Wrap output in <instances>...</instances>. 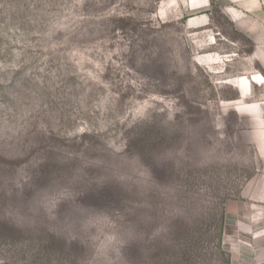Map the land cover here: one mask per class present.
<instances>
[{"label":"rangeland","instance_id":"374dc122","mask_svg":"<svg viewBox=\"0 0 264 264\" xmlns=\"http://www.w3.org/2000/svg\"><path fill=\"white\" fill-rule=\"evenodd\" d=\"M255 1L0 0V264H264Z\"/></svg>","mask_w":264,"mask_h":264},{"label":"crops","instance_id":"0c3cea01","mask_svg":"<svg viewBox=\"0 0 264 264\" xmlns=\"http://www.w3.org/2000/svg\"><path fill=\"white\" fill-rule=\"evenodd\" d=\"M240 1H243V3H240V4H242V8H244V9H251L252 8V6H254V4L256 3V1L255 0H252V1H250V4H247L246 2H245V0H239V2ZM257 52H260V50L259 51H255V53L253 54V56H252V59L253 58H255V57H257L256 56V53ZM261 52H264V51H261ZM261 76V75H260ZM256 77H258V79H256ZM247 78V77H246ZM263 78H262V76H261V78H259V76H255V77H253L250 81H248L247 79H244L245 81H243L242 80V85H243V89L244 90H246V92L249 94V90L252 88V86L253 85H255V86H261V84H259L258 85V83L262 80ZM251 83H253V84H251ZM245 84H246V86H245ZM248 85H250L251 86V88L249 89V87H247ZM247 87V88H246ZM238 89H239V87H238ZM245 109V111H247V112H250V113H252V110H250L249 111V109L248 108H246V107H244L243 108V110ZM255 112H257L256 110L254 111V113ZM259 135H260V138H262V139H260V143H259V147H260V157L261 158H264V130L263 131H260L259 133H258ZM263 175H264V173H263ZM260 182H258V185H260V187L261 188H263L264 189V177L263 178H261L260 180H259ZM257 186V185H256Z\"/></svg>","mask_w":264,"mask_h":264},{"label":"bare ground","instance_id":"6f19581e","mask_svg":"<svg viewBox=\"0 0 264 264\" xmlns=\"http://www.w3.org/2000/svg\"><path fill=\"white\" fill-rule=\"evenodd\" d=\"M259 78H261V76H259ZM256 79H258V77H256ZM243 81H245V80H243Z\"/></svg>","mask_w":264,"mask_h":264}]
</instances>
